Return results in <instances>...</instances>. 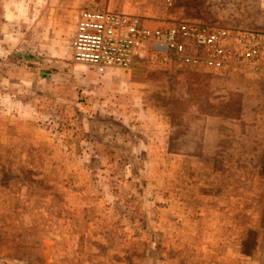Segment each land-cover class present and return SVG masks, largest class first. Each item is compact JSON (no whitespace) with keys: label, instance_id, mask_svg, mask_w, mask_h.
Returning <instances> with one entry per match:
<instances>
[{"label":"rangeland","instance_id":"1","mask_svg":"<svg viewBox=\"0 0 264 264\" xmlns=\"http://www.w3.org/2000/svg\"><path fill=\"white\" fill-rule=\"evenodd\" d=\"M262 1L261 8L258 0H0V264H258L264 74L219 79L228 85L217 91L211 75L142 51L121 77L67 64L85 10L140 17L148 28L188 19L229 28L251 13L249 22L263 26ZM105 98L118 115L135 109L165 131L172 118L175 151L200 134L193 118L202 109L204 118H225L255 137L241 156L215 163L213 175L196 174L193 190L188 165L201 166V157L99 156L92 124L115 117L97 106ZM122 159L140 163L112 171Z\"/></svg>","mask_w":264,"mask_h":264},{"label":"built area","instance_id":"2","mask_svg":"<svg viewBox=\"0 0 264 264\" xmlns=\"http://www.w3.org/2000/svg\"><path fill=\"white\" fill-rule=\"evenodd\" d=\"M70 61L103 76L129 73L139 52L166 64L236 78L264 74V31L182 20L148 28L144 19L117 12L83 11L76 23ZM258 264H264V227Z\"/></svg>","mask_w":264,"mask_h":264},{"label":"crops","instance_id":"3","mask_svg":"<svg viewBox=\"0 0 264 264\" xmlns=\"http://www.w3.org/2000/svg\"><path fill=\"white\" fill-rule=\"evenodd\" d=\"M261 4H263V1L258 0L259 7H261ZM251 16L252 13L250 16L246 18L244 17L245 19H248V23L244 22L243 20L245 19H243L239 24H236L234 27H229V28H236V29L249 30V31H259V32L264 31V21H263V26H259L257 23L253 21L249 22ZM186 21L201 22L199 21V19L198 20L188 19ZM201 23L214 25L213 23H208V22H201ZM58 55L60 56V53H58ZM43 57H45V54L41 52L40 55L41 60L43 59ZM47 57L48 60L50 61L52 58L56 56L54 53L51 52V54H49ZM70 59L71 57L69 58V61ZM11 62L12 64L9 65L10 70L12 72H15L14 68H16V66L13 63L15 61L12 60ZM61 64L63 63L61 62ZM67 65L78 66L71 62H68ZM185 69H189V68H185ZM190 70L211 75L212 76L211 79H213L212 81L213 88L214 90L217 91L223 85H228L226 84L225 81H219V79L239 80V78L236 79L227 78L228 75L217 74L203 69H190ZM39 74L46 75L45 79L47 80L50 71L48 69L46 70L42 69L39 72ZM27 92L29 93L34 91L31 88L30 89L28 88ZM226 94H230V93L226 92L224 95L226 96ZM100 95L104 97L103 93ZM97 106L98 107L106 106L108 113L110 114L115 113L114 114L115 117L108 116L110 120L107 118L106 115H103L104 116L103 122L97 121V126L96 124H92L91 122L93 128L90 130L91 133L90 139L92 140V142H96V141L98 142L96 146L95 143H92L91 146L95 148H100L99 156L105 154H108L109 157H114V158L122 157V156L124 157L168 156L173 160L174 158H180V157H188V158L201 157L202 160H204L201 166H197L196 164H192L190 166L188 165V170L190 171V173L192 172V174L188 178L191 181L190 182L191 185L189 187L190 188L192 187L193 190H195V188L197 189L200 188L196 182L197 181L195 177L196 174H199L200 176L202 172V174L213 175V172L215 171L214 170L212 171V168H214V166L219 170L221 169L220 168L221 166H219L218 168L217 165H214L215 163L218 162L222 163L221 158L225 159L230 156H235V157L241 156L242 154H244L243 151H246L247 149L250 148L251 140L255 137L253 133L248 134L242 130L235 129V127L233 128V125L231 123L223 120L225 118H220V117L204 118L205 112L204 109H202V112L199 115L200 117H197V119L192 117L197 121L198 124L201 125V128L198 131L200 132V134H198V136L195 138L186 137V145L182 143L181 144L182 147L179 148L180 151H175L176 150L175 133L178 128V123L175 125L172 118L171 120L170 119L167 120L169 123L165 131L164 124L161 122V120L158 121L157 119L154 120L152 118H148V119L141 118L137 113H135L136 111L135 109H131V112L130 111L124 112L122 116L118 115L117 109L114 106H112V102H110V99L105 98L103 104ZM100 114H102V112L96 111V115H100ZM189 124L191 131L193 130V125L195 124V122L189 121ZM223 127H226L227 130H223ZM159 129H162L164 132L162 131L160 132ZM232 129L235 130L232 131ZM114 131H116V136H110L107 139L104 138L105 134L114 133ZM192 140H193V144L191 149L189 143ZM109 142H111L112 144H110ZM183 146L186 147L184 148ZM119 149H122V151H119ZM253 149H255V147H252L251 150ZM153 151L156 152L160 151L161 153L155 154L153 153ZM251 155H254V153H252ZM255 155L257 156L258 153H255ZM192 166L194 167L193 168L194 171L191 169ZM172 171L174 172L175 168ZM206 178L207 177H203V180L205 181ZM202 188H205L204 185H202ZM217 193L220 194V191L215 192V194L213 195H216ZM208 195H211L210 191ZM192 197L194 198L193 200H196L195 196ZM193 253L198 254V251L189 253V256L192 255Z\"/></svg>","mask_w":264,"mask_h":264},{"label":"trees","instance_id":"4","mask_svg":"<svg viewBox=\"0 0 264 264\" xmlns=\"http://www.w3.org/2000/svg\"><path fill=\"white\" fill-rule=\"evenodd\" d=\"M21 56H23V55H21ZM19 57V59L21 58H23V57ZM24 59H27V60H29L30 59V57H24ZM18 60V59H17ZM157 60L158 61H161L159 58H157ZM21 62V61H20ZM0 64H1V62H0ZM120 158V157H119ZM121 158H125L124 156H122ZM128 161V160H127ZM140 162L137 160V161H133V162H126V161H124L123 159L120 161V164L119 165H117V164H115L114 166H113V168H112V171H121V170H123V171H127L128 170V167L131 165V164H139Z\"/></svg>","mask_w":264,"mask_h":264}]
</instances>
